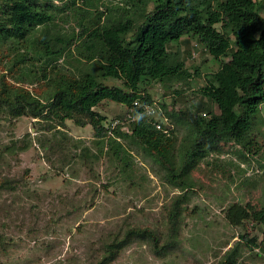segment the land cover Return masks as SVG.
Instances as JSON below:
<instances>
[{"label": "rangeland", "instance_id": "rangeland-1", "mask_svg": "<svg viewBox=\"0 0 264 264\" xmlns=\"http://www.w3.org/2000/svg\"><path fill=\"white\" fill-rule=\"evenodd\" d=\"M101 3L117 6L122 1ZM79 7V15L77 9L58 7L53 32L73 34L79 30L77 21L83 19L89 25L96 21L91 7L82 0ZM11 43L0 42V91L3 83L21 85L46 99L48 81L19 82V66L11 65L16 54ZM169 49L180 52L194 73L192 81L189 85L175 82L170 89L151 81L141 84L142 92L147 91L159 105L166 104L169 111L199 106L204 114L212 107L216 111L202 88L220 63L191 36L170 44ZM65 58L51 70L77 73L74 64L78 62ZM106 82L123 85L119 79ZM96 109L107 114L112 127L127 108L106 101ZM171 123L173 160L179 168L180 147L190 129L174 119ZM45 124L31 116L0 112V183L10 180L14 184L0 188V264H98L105 244L134 227L153 229L163 247L172 239L171 216L182 196L186 199L179 205L176 236L162 256L151 242L134 239L109 264H224L236 244L240 246L235 264H264V249L242 238L247 233L260 243L264 225L250 220L236 226L226 217L234 203L264 207V103L256 125L259 152L245 158L240 147L225 145L223 153L208 155L192 169L187 189L170 181L166 168L128 138H121L132 153L131 169L124 171L112 154H101L91 125L80 126L68 119L65 127L47 130ZM85 147L87 156L83 155Z\"/></svg>", "mask_w": 264, "mask_h": 264}, {"label": "trees", "instance_id": "trees-1", "mask_svg": "<svg viewBox=\"0 0 264 264\" xmlns=\"http://www.w3.org/2000/svg\"><path fill=\"white\" fill-rule=\"evenodd\" d=\"M82 1L91 7L96 21L89 25L81 19L77 32L64 35L51 29L56 23V9H77L79 15V0H0V42L13 41L16 54L11 65L19 66V82L43 80L50 84L43 99L24 86L3 83L0 112L31 116L46 123L47 130L65 127L68 119L80 126L91 125L101 154H112L122 162L124 171L131 169L132 153L121 138H128L162 164L169 180L183 189L191 187L187 179L192 169L208 155L223 153L225 145L240 147L245 158L259 152L256 125L264 103V0H121L117 6L101 0ZM101 6L107 7V12ZM40 27L43 29L35 35ZM189 36L220 63L202 88L217 110L212 107L204 114L199 106L169 111L161 104L171 121L190 129L180 147L181 165L176 168L172 139L157 129L156 119L150 120L144 107L136 109V113L145 114L139 123H130L128 130L117 126L113 134L107 114L96 108L106 101L121 103L127 108L124 118L136 100L143 105L153 103L152 96L140 89L142 83L158 81L167 89L178 81L189 85L194 73L180 52L169 49L170 44ZM65 57L78 62L74 64L77 73L51 70ZM110 78L121 80L123 85L107 83ZM183 91L175 90L178 94ZM87 150L83 148V155L87 156ZM7 185L14 184L5 180L0 188ZM185 199L182 196L176 202L171 216L172 239L165 246L176 236L179 205ZM226 217L236 226L250 220L264 225V207L234 203ZM242 238L264 249V239L259 243L256 236L247 233ZM134 239L149 241L156 254H164L165 246L159 247L160 238L153 229L134 227L122 238L105 244L98 264H109ZM239 246L227 252L224 264L236 263Z\"/></svg>", "mask_w": 264, "mask_h": 264}, {"label": "built area", "instance_id": "built-area-1", "mask_svg": "<svg viewBox=\"0 0 264 264\" xmlns=\"http://www.w3.org/2000/svg\"><path fill=\"white\" fill-rule=\"evenodd\" d=\"M139 107H144V111L150 120L156 119V121L153 120V122L155 123L157 129L168 135L170 134L173 125L161 105L154 101L153 103L143 105L140 100H136L134 102L133 106L129 108L124 118H120L114 122L111 127L110 134H113L112 129L117 126H121L124 130H128L129 124L135 121L134 116L136 114V109Z\"/></svg>", "mask_w": 264, "mask_h": 264}, {"label": "clouds", "instance_id": "clouds-1", "mask_svg": "<svg viewBox=\"0 0 264 264\" xmlns=\"http://www.w3.org/2000/svg\"><path fill=\"white\" fill-rule=\"evenodd\" d=\"M144 113H136L134 116V120L139 123L144 118Z\"/></svg>", "mask_w": 264, "mask_h": 264}]
</instances>
